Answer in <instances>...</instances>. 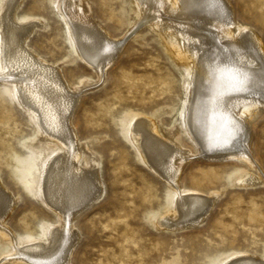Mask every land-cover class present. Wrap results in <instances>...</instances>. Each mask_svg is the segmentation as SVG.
Returning <instances> with one entry per match:
<instances>
[{"label":"bare ground","instance_id":"obj_1","mask_svg":"<svg viewBox=\"0 0 264 264\" xmlns=\"http://www.w3.org/2000/svg\"><path fill=\"white\" fill-rule=\"evenodd\" d=\"M25 1L0 0V85L35 130L23 146L32 155L23 173L27 189L57 221L44 222L38 236H18L7 225L21 197L0 178V241L8 249L0 264H71L80 241L75 221L104 195L100 155L90 139L79 137L74 115L81 96L101 85L105 70L120 55L121 41L111 39L92 17L89 0H50L66 27L69 47L63 60H47L29 42L48 31V23L41 16H21ZM125 2L130 7L126 35L147 25L181 76L174 122L165 126L161 115L133 112L124 129L139 159L168 184L173 196L151 226L171 233L200 226L224 191L184 189L181 167L189 158L240 159L258 173L243 170L231 186H264L251 129L252 119L264 108V43L238 22L229 0ZM81 64L89 65L97 80L83 78L72 87L63 70ZM182 137L195 145L196 153L180 143ZM220 264H264V255L233 252Z\"/></svg>","mask_w":264,"mask_h":264},{"label":"rangeland","instance_id":"obj_2","mask_svg":"<svg viewBox=\"0 0 264 264\" xmlns=\"http://www.w3.org/2000/svg\"><path fill=\"white\" fill-rule=\"evenodd\" d=\"M89 1L92 17L111 39H120L122 48L105 70L101 85L81 96L74 115L79 137L90 139L100 155L104 195L75 221L80 241L71 264H220L233 252L263 256L264 186H231L232 178L243 170L258 173L237 158L193 156L185 161L180 177L184 189L206 194L224 191V195L200 226L172 233L152 228V220L168 210L173 196L168 184L139 159L124 129L133 112L161 115L165 126L174 122L182 97L181 76L147 25L140 24L126 35L127 0ZM229 2L238 22L251 27L264 43V0ZM54 11L50 0H26L20 14L46 19L48 31L33 35L29 45L57 62L68 55L69 43L66 27ZM63 73L72 87L86 78L97 80L86 64L65 68ZM251 129L252 152L264 172V108L252 119ZM34 134L28 117L0 85V178L14 196L21 197L7 227L23 238L38 236L44 222L57 221L53 212L34 200L23 178L32 156L23 146ZM180 143L196 153L195 145L184 137ZM6 252L0 241V257Z\"/></svg>","mask_w":264,"mask_h":264}]
</instances>
